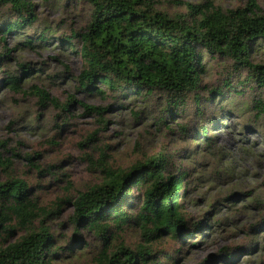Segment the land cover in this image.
Masks as SVG:
<instances>
[{
	"label": "rangeland",
	"instance_id": "374dc122",
	"mask_svg": "<svg viewBox=\"0 0 264 264\" xmlns=\"http://www.w3.org/2000/svg\"><path fill=\"white\" fill-rule=\"evenodd\" d=\"M152 1L155 9L173 17L187 13L186 3L212 2L227 10L249 0ZM256 2L264 11V0ZM35 3L37 20L0 41V54L4 45L12 48L0 61V80L8 74L21 77L19 90L0 85V152L12 163L7 171L0 168V182L21 179L31 189L28 196L52 234L53 261L90 264L107 244L92 229H75L72 203L66 199L102 182L105 165L128 169L160 156L168 172L186 173L182 210L189 222L199 220L202 227L184 240L163 236L152 241L154 260L264 264V115L256 118L252 107L254 98L264 100V87L247 80V72L234 69L230 60L205 54L199 89L188 92L178 107H170L169 97L160 91L116 96L102 84L96 85L102 93L83 90L77 80L83 65L79 44L74 39L77 47L68 50L57 37L82 31L91 6L81 0ZM12 17L0 6V21ZM45 27H51L48 38L36 42ZM25 34L33 38L32 47L22 45ZM258 41L250 57L264 64V39ZM226 80L231 86H223ZM33 86L45 89L56 103L40 104ZM234 89L243 93L236 95ZM83 104L104 111H87ZM201 125L207 127L204 136ZM130 197L125 208L136 212L142 191L133 187ZM39 220H33L34 229ZM11 228L0 231V247L27 231L15 222ZM113 231L111 248L122 243L134 249L144 243L135 224Z\"/></svg>",
	"mask_w": 264,
	"mask_h": 264
},
{
	"label": "trees",
	"instance_id": "16d2710c",
	"mask_svg": "<svg viewBox=\"0 0 264 264\" xmlns=\"http://www.w3.org/2000/svg\"><path fill=\"white\" fill-rule=\"evenodd\" d=\"M81 1L91 6L85 28L57 38L68 50L77 47L73 41L77 40L83 63L77 80L83 90L91 92L102 84L116 96L160 91L169 97L170 107H178L188 92L199 89L205 72V54L230 60L234 69L247 72V80L264 87V64L254 63L250 57L258 40L264 39V11L256 0L227 10L212 2L186 3L187 13L173 17L155 9L152 0ZM0 6L13 14L11 19L0 21L2 42L6 35L27 29L37 20L35 0H0ZM45 28L36 36V42L48 38L51 27ZM23 38V46H33V38L26 34ZM11 51L4 45L0 61ZM20 80V76L8 74L1 78L0 85L19 90ZM223 86H231L229 80ZM32 88L40 104L56 103L45 89ZM233 91L236 95L243 93ZM83 107L97 114L104 111L101 106ZM252 107L256 118L264 115L262 98H254ZM199 131L204 136L207 127L201 125ZM11 166L10 159L0 152V168L7 171ZM103 171L102 182L64 201L72 203L75 229H92L107 243L90 264H160L154 260L152 241L163 236L184 240L202 227L199 220L189 222L182 210L180 197L186 173L168 172L166 159L152 156L128 169L105 165ZM133 187L142 191L136 212L125 208L130 205ZM30 191L21 179L9 177L0 182V231H12V222L27 229L18 240L0 247V264H56L52 234L39 207L29 198ZM38 218L40 226L34 229L32 222ZM130 224L139 227L144 243H138L134 249L122 243L111 248L108 244L113 229ZM261 224L264 227V220Z\"/></svg>",
	"mask_w": 264,
	"mask_h": 264
}]
</instances>
